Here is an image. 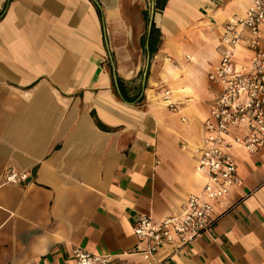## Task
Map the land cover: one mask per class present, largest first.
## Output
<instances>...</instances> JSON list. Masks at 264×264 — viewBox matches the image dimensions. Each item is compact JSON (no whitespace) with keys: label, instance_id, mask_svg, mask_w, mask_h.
Wrapping results in <instances>:
<instances>
[{"label":"crops","instance_id":"0c3cea01","mask_svg":"<svg viewBox=\"0 0 264 264\" xmlns=\"http://www.w3.org/2000/svg\"><path fill=\"white\" fill-rule=\"evenodd\" d=\"M251 2L0 0V264H72L74 247L146 264L133 224L180 215L202 188L193 148L218 89L208 75L223 26ZM248 60L236 52V66ZM233 157L230 209L158 259L264 264V145ZM9 169L27 182L4 183Z\"/></svg>","mask_w":264,"mask_h":264},{"label":"built area","instance_id":"2783aa9c","mask_svg":"<svg viewBox=\"0 0 264 264\" xmlns=\"http://www.w3.org/2000/svg\"><path fill=\"white\" fill-rule=\"evenodd\" d=\"M264 0H252L242 17L231 18L222 28L223 51L208 80L218 87L208 116L203 123V139L193 148L197 171L203 178L202 188L191 194L180 215L161 220L139 216L133 234L145 250H136L146 264H167L158 259L159 248L178 244L185 247L206 233L215 218V211L230 209L229 192L240 185L233 152L243 149L256 153L264 145ZM243 49L249 60L236 66L237 51ZM164 102L172 113L177 112L164 92ZM28 175L9 169L3 175L6 184L27 182ZM72 264H112L111 256L90 253L80 247L72 249ZM43 264H56L44 261ZM66 264V263H63Z\"/></svg>","mask_w":264,"mask_h":264},{"label":"trees","instance_id":"16d2710c","mask_svg":"<svg viewBox=\"0 0 264 264\" xmlns=\"http://www.w3.org/2000/svg\"><path fill=\"white\" fill-rule=\"evenodd\" d=\"M162 5H163V3L161 4V6ZM1 16H2V12L0 13V18H1ZM155 33H156V31H155V29L152 26L151 32H150V37H149V41H150V51L152 50L153 41L156 39ZM125 88L123 87V84L122 85L121 84L119 85V91L121 93V96H122L123 100L126 101V102H128V103L135 102L138 99V96L135 95L132 98L127 97L126 94H125L126 93L125 91H128V89L127 88L125 89ZM133 89L136 91V90L140 89V87H134ZM130 90H131V88H130Z\"/></svg>","mask_w":264,"mask_h":264}]
</instances>
